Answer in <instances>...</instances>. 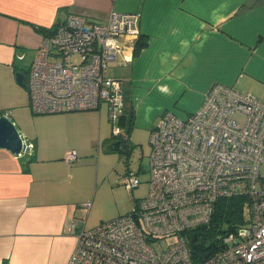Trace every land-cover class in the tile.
I'll list each match as a JSON object with an SVG mask.
<instances>
[{
    "label": "crops",
    "instance_id": "obj_1",
    "mask_svg": "<svg viewBox=\"0 0 264 264\" xmlns=\"http://www.w3.org/2000/svg\"><path fill=\"white\" fill-rule=\"evenodd\" d=\"M111 12L140 15L142 45L128 63L109 65L118 76H108L122 80L119 123L128 130L151 131L167 111L187 117L214 83L264 100V0H0V115L15 123L24 144L19 154L0 146V264H66L77 234L100 223L86 224L93 156L120 136L112 134L108 105L35 114L22 63L33 59L40 28L71 13L102 22ZM70 149L77 158L67 163Z\"/></svg>",
    "mask_w": 264,
    "mask_h": 264
},
{
    "label": "built area",
    "instance_id": "obj_2",
    "mask_svg": "<svg viewBox=\"0 0 264 264\" xmlns=\"http://www.w3.org/2000/svg\"><path fill=\"white\" fill-rule=\"evenodd\" d=\"M139 23V13L111 12L102 22L71 13L48 28L27 71L32 112L106 103L112 134H122L115 124L124 114L122 80L107 69L131 60ZM149 142L146 196L131 211L82 229L66 264H264V100L214 83L187 117L165 112ZM76 158L70 149L63 159ZM121 181L130 190L140 183L132 174ZM235 196L249 202L247 224L224 233L216 251L194 261L186 234L209 222L219 199Z\"/></svg>",
    "mask_w": 264,
    "mask_h": 264
},
{
    "label": "rangeland",
    "instance_id": "obj_3",
    "mask_svg": "<svg viewBox=\"0 0 264 264\" xmlns=\"http://www.w3.org/2000/svg\"><path fill=\"white\" fill-rule=\"evenodd\" d=\"M78 60V56H73ZM31 58H25L23 68L28 70ZM118 76L115 67L107 69V75ZM125 94V92H124ZM103 107L102 112H105ZM111 122L108 120L109 133ZM123 131L120 135L129 136L126 146L121 150H111V141L107 146L99 147L93 156L96 167V183L93 185L89 199L92 205L87 216V227L94 226L101 221H107L123 215L133 209L135 201L146 196L149 179L150 129L139 125L128 130L126 123L115 122ZM156 122L154 123V126ZM136 176L140 183L128 190L122 184V178L128 175ZM247 224V222L245 223Z\"/></svg>",
    "mask_w": 264,
    "mask_h": 264
},
{
    "label": "trees",
    "instance_id": "obj_4",
    "mask_svg": "<svg viewBox=\"0 0 264 264\" xmlns=\"http://www.w3.org/2000/svg\"><path fill=\"white\" fill-rule=\"evenodd\" d=\"M43 35L49 29H39ZM142 45L139 39L134 50ZM129 124V123H128ZM249 202L243 196L219 199L209 222L199 226L186 234L191 257L194 261L206 258L219 247V238L226 232L245 223L248 218Z\"/></svg>",
    "mask_w": 264,
    "mask_h": 264
},
{
    "label": "water",
    "instance_id": "obj_5",
    "mask_svg": "<svg viewBox=\"0 0 264 264\" xmlns=\"http://www.w3.org/2000/svg\"><path fill=\"white\" fill-rule=\"evenodd\" d=\"M24 74L22 72L17 73L18 82L22 83ZM121 135V134H120ZM129 136H119L118 138L111 141V150L124 149L125 143ZM0 146H5L14 153H21L24 144L22 136L15 125V123L7 116L6 113L0 115Z\"/></svg>",
    "mask_w": 264,
    "mask_h": 264
},
{
    "label": "flooded vegetation",
    "instance_id": "obj_6",
    "mask_svg": "<svg viewBox=\"0 0 264 264\" xmlns=\"http://www.w3.org/2000/svg\"><path fill=\"white\" fill-rule=\"evenodd\" d=\"M125 146H126V143H125Z\"/></svg>",
    "mask_w": 264,
    "mask_h": 264
}]
</instances>
